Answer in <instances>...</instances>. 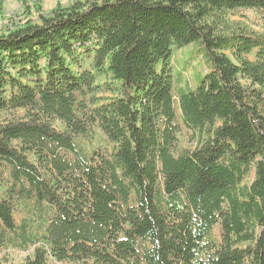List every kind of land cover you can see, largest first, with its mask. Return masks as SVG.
Returning <instances> with one entry per match:
<instances>
[{
    "label": "trees",
    "instance_id": "1",
    "mask_svg": "<svg viewBox=\"0 0 264 264\" xmlns=\"http://www.w3.org/2000/svg\"><path fill=\"white\" fill-rule=\"evenodd\" d=\"M40 2L37 23L0 33V249L45 241L18 264H264V32L231 18L264 0ZM188 46L194 87L172 74ZM95 130L108 148L87 153ZM18 204L40 234L16 225Z\"/></svg>",
    "mask_w": 264,
    "mask_h": 264
},
{
    "label": "rangeland",
    "instance_id": "2",
    "mask_svg": "<svg viewBox=\"0 0 264 264\" xmlns=\"http://www.w3.org/2000/svg\"><path fill=\"white\" fill-rule=\"evenodd\" d=\"M76 0H41L40 8L43 13H49L56 6L60 5L66 7ZM86 1V0H80ZM26 3H21L20 0H4L3 5L0 7V33L6 32L14 26H21L27 22L37 23L38 15L33 5L34 0H25ZM231 18L234 21H238L246 24L251 30L255 32H264V15L254 10H239L233 13ZM192 46L184 47L182 49L173 50L171 66L172 74L175 81L189 82L192 87L196 83V75L204 72L203 63L200 58H197L196 51L191 48ZM107 79L99 77L97 82L103 83ZM108 93H102L100 96H108ZM176 114L180 116V111L175 104ZM17 118L23 116V112L18 111L15 115ZM0 118H9L5 115H1ZM53 127L58 131H64V126L59 121L53 122ZM179 148L180 149H192L194 148V142H191V133L181 124V131L178 135ZM85 152L90 153L96 149H107L108 144L99 130H95V135L92 140L78 139ZM253 172L246 179V183H249L253 178ZM5 188L0 186V196L4 195ZM15 223L17 226L23 223L27 226L29 234H40L43 231V225L40 217L32 210L30 206L25 204H18L15 207ZM43 220V219H42ZM45 241L41 240L35 245H29L24 247H15L13 245H7L0 249V264H18L25 258L32 255L35 248L38 246L44 247Z\"/></svg>",
    "mask_w": 264,
    "mask_h": 264
}]
</instances>
